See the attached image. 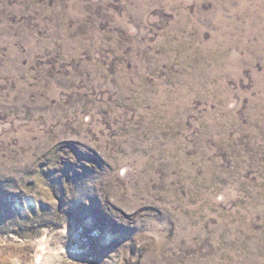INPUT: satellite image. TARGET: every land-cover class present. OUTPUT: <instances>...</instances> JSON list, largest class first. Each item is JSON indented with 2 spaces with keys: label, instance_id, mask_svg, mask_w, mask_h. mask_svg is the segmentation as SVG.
Masks as SVG:
<instances>
[{
  "label": "rangeland",
  "instance_id": "rangeland-1",
  "mask_svg": "<svg viewBox=\"0 0 264 264\" xmlns=\"http://www.w3.org/2000/svg\"><path fill=\"white\" fill-rule=\"evenodd\" d=\"M0 264H264V0H0Z\"/></svg>",
  "mask_w": 264,
  "mask_h": 264
}]
</instances>
